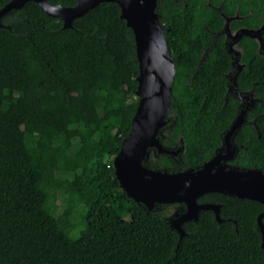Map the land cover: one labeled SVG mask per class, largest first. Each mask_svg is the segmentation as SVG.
Masks as SVG:
<instances>
[{
	"label": "trees",
	"instance_id": "16d2710c",
	"mask_svg": "<svg viewBox=\"0 0 264 264\" xmlns=\"http://www.w3.org/2000/svg\"><path fill=\"white\" fill-rule=\"evenodd\" d=\"M11 1L0 0V10ZM157 13L176 66L159 138L182 151L151 149L144 165L200 169L223 148L248 96L255 106L233 138L239 149L229 165L264 172V30L261 42L239 40L241 71L223 34L224 16L239 17L233 31L263 26L264 0H158ZM1 22L0 264H264L263 204L205 194L198 202L221 205L222 223L201 211L181 239L169 205L149 211L121 188L114 160L139 104V63L116 3L71 29L36 2Z\"/></svg>",
	"mask_w": 264,
	"mask_h": 264
},
{
	"label": "water",
	"instance_id": "95a60500",
	"mask_svg": "<svg viewBox=\"0 0 264 264\" xmlns=\"http://www.w3.org/2000/svg\"><path fill=\"white\" fill-rule=\"evenodd\" d=\"M29 2L39 4L50 17L63 20L65 29H71L76 19L101 4L116 3L121 9V18L132 29L139 63V104L132 120V130L114 160L116 177L129 197L149 211L154 210L157 204H185V212L170 222L181 239L187 235L183 225L198 221L201 211L214 212L216 220L222 223L221 205L198 202L205 194L227 193L264 205V172L229 165L239 149L233 138L245 124L247 113L255 106V101L242 108L224 137L223 148L200 169L170 173L144 165L151 149L173 157L182 151V148L166 149L159 138L167 125L176 66L157 13L158 0H78L74 7L55 6L47 0H12L0 10V26L4 17ZM263 218L264 212L258 217L264 248Z\"/></svg>",
	"mask_w": 264,
	"mask_h": 264
},
{
	"label": "rangeland",
	"instance_id": "374dc122",
	"mask_svg": "<svg viewBox=\"0 0 264 264\" xmlns=\"http://www.w3.org/2000/svg\"><path fill=\"white\" fill-rule=\"evenodd\" d=\"M208 4H209V6H212L209 2H208ZM224 18H225V26H224V29H223V34H224V36L226 38V43L228 45L229 51L231 53H233L234 56L236 57L235 58L236 59L235 62L237 64V69H238V71H241V69L243 67V65L239 62V58L241 56V51L238 48L237 44H238L239 40L241 39V37H243V36H249V37L254 38V39L258 40L259 42H261L262 41V32L264 30V25L261 26L259 29H256V30L250 29V28H247V27H241V28L233 31L231 29V23L234 20H237L239 17L237 16V17H232L231 18V17H225L224 16ZM245 98L243 96L241 97V101H242V106L243 107H245L248 104V102L255 101L254 99L249 100L248 96H246ZM77 163H78V161L74 158L73 155H71L70 156V164H71V166H73V164H77ZM167 210L170 213L171 220L175 219L180 214L179 213L180 212V208L177 207V206L169 205L167 207Z\"/></svg>",
	"mask_w": 264,
	"mask_h": 264
},
{
	"label": "flooded vegetation",
	"instance_id": "af4514ba",
	"mask_svg": "<svg viewBox=\"0 0 264 264\" xmlns=\"http://www.w3.org/2000/svg\"><path fill=\"white\" fill-rule=\"evenodd\" d=\"M181 214V213H180Z\"/></svg>",
	"mask_w": 264,
	"mask_h": 264
}]
</instances>
